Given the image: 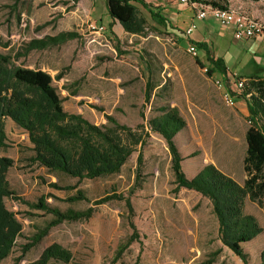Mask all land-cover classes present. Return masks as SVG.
<instances>
[{
    "label": "rangeland",
    "instance_id": "374dc122",
    "mask_svg": "<svg viewBox=\"0 0 264 264\" xmlns=\"http://www.w3.org/2000/svg\"><path fill=\"white\" fill-rule=\"evenodd\" d=\"M189 1L202 5L215 2L264 25V0ZM103 2L0 0V53L12 55L35 34L55 31L65 21L75 24L76 16L83 20L86 29L87 16L95 20L102 17ZM56 6H63V9ZM171 6L177 13L187 9L176 2ZM169 22L171 29L162 34L151 31L146 37H117L105 26L106 31L101 35L87 31L84 37L77 35L72 45L33 51L16 62L23 68H45L50 72L52 86L65 112L80 114L90 123L106 127L112 126L105 118L110 116L117 124L140 135L141 144L133 148L118 173L78 181L31 164V145L26 134L7 123V147L0 150V156L13 160L7 181L22 201L5 199L4 205L20 223L21 235L9 257L0 264L33 262L53 243L71 253L72 260L67 264H243L218 239L210 202L193 191L176 189L165 141L147 127V121L157 115L156 109L170 103V90L176 88L180 101H188L181 111L174 106L186 123L174 138L177 150L188 157L181 165L183 173L186 176L197 174L203 167L211 165L236 183L241 181L246 148L244 134L248 123L237 107L226 103L222 97L223 89H218L215 84L206 89L192 73L195 62L186 51L188 40L181 33L184 25L178 27L174 20ZM207 22L208 31L204 30V33L208 32L207 46L213 53L214 46L219 47L217 38L226 30L218 29L214 21ZM75 28L78 27L73 25L71 32L77 34ZM201 60L204 62L205 59ZM226 62L232 76L227 75L222 84L233 92L241 93L248 88L251 76L264 77L263 68L255 69L253 75L247 74L253 63L244 57L237 61L230 58ZM240 80H244L241 91L233 87ZM146 81L155 88L148 102L144 99ZM161 86L164 89L158 93ZM203 90H219L221 94L213 105H207ZM53 184L63 189L57 190ZM78 192L89 202H66ZM111 195L129 199L131 215L124 200L93 205L95 200ZM42 196L47 197L50 206L61 211L92 207L94 212L88 220L63 222L51 228L36 247L21 255V246L51 219L50 215L30 210L22 202H36ZM244 212L253 216L261 228L258 236L242 245L246 264H259L258 257L264 248V211L245 199ZM131 236L134 238L132 243L116 257L119 246ZM17 258L20 260L16 261ZM49 264L63 263L50 261Z\"/></svg>",
    "mask_w": 264,
    "mask_h": 264
},
{
    "label": "trees",
    "instance_id": "16d2710c",
    "mask_svg": "<svg viewBox=\"0 0 264 264\" xmlns=\"http://www.w3.org/2000/svg\"><path fill=\"white\" fill-rule=\"evenodd\" d=\"M205 5L223 8L215 2ZM104 6L112 23L117 22L128 35L146 37L151 31L162 34L171 29L162 9L144 0H104ZM77 37L74 32H60L54 36L31 39L12 55L0 53V150L7 147L4 121L8 119L26 134L31 145V164L42 167L47 172L60 173L81 181L118 173L133 148L141 144L140 135L117 124L110 116L105 118L112 126L106 127L96 126L80 114L65 112L61 99L52 86L50 75L39 69H27L16 64L31 51L57 47ZM193 44L198 50L204 51L206 56V64L201 63L198 58L194 59L199 69L202 71L206 68L204 74L207 77L216 75L222 80L227 73L223 61L214 59L205 43ZM248 81V88L241 93L225 89L229 92L233 106L237 107L248 123L244 134L246 148L242 169L245 179L242 185L211 165L203 167L193 178L185 176L181 169L182 157L174 138L186 127V123L170 103L159 106L156 109L157 115L147 121L149 131L160 135L165 141L176 189L193 191L210 202L217 223L218 239L243 264L247 263V256L242 245L261 233L257 220L244 212L245 199L256 203L264 211V77L254 75ZM243 85L244 81L239 91ZM154 89L146 81V102ZM163 89V86L158 87V93ZM92 107L100 111L96 106ZM12 166V159L0 156V262L9 257L21 235L20 223L4 205L5 199L22 201L10 189L7 181V172ZM52 187L63 189L56 184ZM115 199L124 200L131 215L130 201L122 196L104 197L95 200L93 205L98 206ZM46 200L47 197L42 196L36 202H22L30 210L50 215L51 219L21 246V255L36 247L51 228L63 222L88 220L94 212L92 207L61 211L50 206ZM78 201L89 202L80 192L66 199L67 203ZM131 227L133 229L132 225ZM133 239L131 236L119 246L116 257ZM258 258L259 264H264V248ZM19 260L17 258L16 261ZM71 260L72 255L67 249L53 243L45 247L35 261L27 264H49L50 261L67 264Z\"/></svg>",
    "mask_w": 264,
    "mask_h": 264
},
{
    "label": "crops",
    "instance_id": "0c3cea01",
    "mask_svg": "<svg viewBox=\"0 0 264 264\" xmlns=\"http://www.w3.org/2000/svg\"><path fill=\"white\" fill-rule=\"evenodd\" d=\"M104 1V0H103ZM146 3L151 4L155 7H160L162 9V14L169 20H174L175 24L178 25V27H181V25H184V28H180L181 29V33L183 35V31L185 30V28L188 26L189 22L193 19V12L190 9H186L185 12H181V13H177L174 12L172 9V2H162L161 0H144ZM170 3V5H168ZM55 8H59V6H56ZM59 9H63V6H60ZM102 17L98 18L97 20H95L96 22H98L99 24H102L104 26H106L107 31L109 33H112L114 35H128L127 33H125L123 31V29L121 28V26L116 22V23H112L111 19L108 17L106 10H105V6H104V2H103V11H102ZM106 18V21H104V19ZM78 19V20H76ZM70 21V20H69ZM74 23L75 24H71V22H63L62 27L56 29L55 31H50L43 33V34H35L34 37L32 39H41L44 36H54L60 32H71L72 26L75 25L78 28H75V32L77 33V35L80 37H84V33L87 32V30L85 29L84 25H83V20L79 19L77 16L74 17ZM207 21H214L211 18H207L205 20H201V21H197L196 22V28L195 30L192 32L191 34V41L194 43H205L206 45H208L207 42V35L206 33H204V30L208 31V22ZM207 22V23H204ZM215 22V21H214ZM111 25V26H110ZM217 25V24H216ZM218 27V25H217ZM218 29H220L218 27ZM222 30V29H220ZM226 30L225 33L221 34L219 36V38H217V40L219 41V47L216 48V46H214V52H210L211 55L213 56L214 59H221L225 65V67L227 68V62L228 59L230 58H234L235 61H237L238 59L241 60L242 57L246 58L247 60H250L253 64V66L251 65L250 71L247 74H252L255 71V69H264V37L262 38H255V39H249V40H235L233 37V30L232 29H224ZM230 31V32H227ZM132 36V35H131ZM194 36V37H193ZM118 37V36H117ZM31 40V39H30ZM72 40L67 41L66 43L57 46V47H52V48H48L45 50H38V51H48L50 49H57V48H61L64 47L65 45H72ZM67 47V46H65ZM208 48V46H207ZM209 50V48H208ZM210 51V50H209ZM33 52V51H31ZM262 53V54H260ZM30 54V53H29ZM28 54V55H29ZM27 55V56H28ZM202 58H204V62H202ZM262 58V59H261ZM198 59L201 63L206 64V56L204 51L199 50L198 52ZM91 61V60H90ZM89 62V60L87 59V63ZM27 69H39L41 71L46 72L47 74H49L50 72L48 70H46L45 68H35V67H25ZM192 73L194 75H196L199 79V81L202 82V84L204 85V87L206 89H208L209 87H211L212 84H214L215 80H219L223 83V79L227 76V75H231L230 72H228V68H227V73L226 76L222 77H218L216 75H214L212 78L207 77L206 75H203L201 72V70L199 69V67L194 63L192 68ZM232 76V75H231ZM244 81V80H243ZM202 85V86H203ZM223 85V84H222ZM233 87H235V83L233 85ZM224 90L226 88H228L227 86L223 85ZM217 89V88H216ZM229 89V88H228ZM236 89V87H235ZM232 91V90H231ZM221 94V92L218 90V92H211V90H203L202 91V95H203V100L204 103L207 105H213L215 100H218V96ZM170 95H171V101H170V105L171 106H175L177 107V109L179 111H181V107L183 104L188 105V101L187 99H185V101H180V98L177 96L176 94V88H171L170 90ZM5 126L7 123H9L8 125L11 127L14 124L10 121V120H5L4 121ZM21 130V129H20ZM22 131V130H21ZM177 136V135H176ZM175 136V139H176ZM175 144H176V140ZM177 145V144H176ZM178 148V147H177ZM180 155H181V150H178ZM182 163L188 158L185 156H182ZM190 158V157H189ZM196 175V173L190 174L187 178H193ZM245 179V174L243 172V177L241 179V181H237V183L239 185L243 184V181Z\"/></svg>",
    "mask_w": 264,
    "mask_h": 264
},
{
    "label": "built area",
    "instance_id": "2783aa9c",
    "mask_svg": "<svg viewBox=\"0 0 264 264\" xmlns=\"http://www.w3.org/2000/svg\"><path fill=\"white\" fill-rule=\"evenodd\" d=\"M162 2H176L186 6L193 12V19L183 31V36L188 40L186 44V51L192 58H198L199 50L191 41V34L196 28V22L211 18L215 21L220 29H232L235 40H249L264 37V25L260 22L247 18L232 8H213L210 5H202L197 2H190L189 0H161ZM85 26L90 34L101 35L106 31L104 25L96 22L90 15L85 19ZM206 72V68L202 70ZM214 84L218 89H223L222 97L227 104L233 106L232 99L227 90H224L222 82L215 80ZM243 81L235 83L236 89L242 87Z\"/></svg>",
    "mask_w": 264,
    "mask_h": 264
}]
</instances>
